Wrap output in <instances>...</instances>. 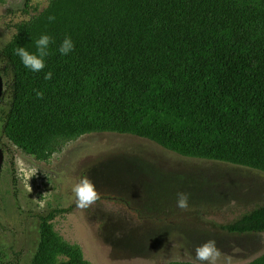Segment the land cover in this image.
I'll use <instances>...</instances> for the list:
<instances>
[{"label": "trees", "instance_id": "16d2710c", "mask_svg": "<svg viewBox=\"0 0 264 264\" xmlns=\"http://www.w3.org/2000/svg\"><path fill=\"white\" fill-rule=\"evenodd\" d=\"M42 34L56 43L34 73L13 50L35 52ZM67 36L75 50L62 56ZM0 73L4 133L39 161L82 136L116 133L264 173V0H51L16 25L0 50ZM71 211L38 217L31 264H91L54 228ZM222 228L264 233V205ZM248 264H264V255Z\"/></svg>", "mask_w": 264, "mask_h": 264}, {"label": "rangeland", "instance_id": "374dc122", "mask_svg": "<svg viewBox=\"0 0 264 264\" xmlns=\"http://www.w3.org/2000/svg\"><path fill=\"white\" fill-rule=\"evenodd\" d=\"M50 2L0 1V50L16 25ZM3 109L1 102L0 264H31L40 240L38 217L59 208L72 211L57 216L55 230L79 245L91 264H200L195 248L210 239L223 254L219 264H248L264 255V233L222 228L264 205L263 172L186 158L116 133L82 136L48 162L39 161L6 137ZM85 176L100 199L81 209L71 189ZM179 192L190 193L187 211L177 207Z\"/></svg>", "mask_w": 264, "mask_h": 264}, {"label": "clouds", "instance_id": "9594fccd", "mask_svg": "<svg viewBox=\"0 0 264 264\" xmlns=\"http://www.w3.org/2000/svg\"><path fill=\"white\" fill-rule=\"evenodd\" d=\"M55 16H49L48 21L55 22ZM56 43L55 39L48 34H42L34 41L36 51L30 52L27 47L17 46L13 52L18 56L23 66L31 72L40 73L47 67L46 58L52 55L51 46ZM59 53L62 56H68L75 50V44L70 36L64 38L59 46ZM53 73L51 71L45 73L44 79L51 80ZM45 93L36 90V98L43 99ZM72 194L76 199L77 206L81 209H87L94 205L100 199V193L95 185V182L88 176L81 178L73 185ZM190 193H177V207L183 211L190 208ZM119 238V233L116 234ZM221 250L217 247L214 239H210L195 248V258L200 264H219L222 257Z\"/></svg>", "mask_w": 264, "mask_h": 264}, {"label": "water", "instance_id": "95a60500", "mask_svg": "<svg viewBox=\"0 0 264 264\" xmlns=\"http://www.w3.org/2000/svg\"><path fill=\"white\" fill-rule=\"evenodd\" d=\"M3 93H4V79L0 74V101L2 99ZM2 165H3V157H2V151L0 150V171H1Z\"/></svg>", "mask_w": 264, "mask_h": 264}, {"label": "flooded vegetation", "instance_id": "af4514ba", "mask_svg": "<svg viewBox=\"0 0 264 264\" xmlns=\"http://www.w3.org/2000/svg\"><path fill=\"white\" fill-rule=\"evenodd\" d=\"M1 74V73H0ZM2 76V75H1ZM6 91V83H5V80H4V92ZM4 94V93H3ZM3 97V96H2ZM1 101H2V99H1ZM1 101H0V103H1Z\"/></svg>", "mask_w": 264, "mask_h": 264}]
</instances>
